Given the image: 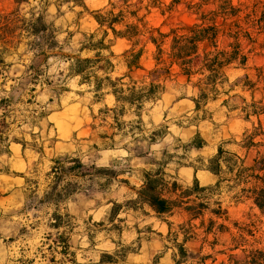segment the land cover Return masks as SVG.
<instances>
[{"label":"clouds","instance_id":"clouds-1","mask_svg":"<svg viewBox=\"0 0 264 264\" xmlns=\"http://www.w3.org/2000/svg\"><path fill=\"white\" fill-rule=\"evenodd\" d=\"M85 2L91 7L100 6L96 0ZM102 3L107 5L108 0ZM21 7L28 21L34 22L42 11L48 20H54L61 45L66 29H76L73 22L76 13L82 11L72 0H29ZM101 35L98 31L96 39ZM17 40L11 46L0 42V58L4 60L0 65V101H9L0 104V264H107L105 254L119 264H153L154 257L161 254L160 264H176L180 260L177 245L183 242L184 234L174 224V235L169 237V217L159 218L151 201L141 196L147 185L144 172L157 178L163 168L168 186L176 182L185 191L193 188V180L199 178L201 188L208 189L202 202L209 204V216L216 201L227 206L244 198L242 189L247 185L229 171L230 166L238 171V165H230L223 157L219 159L220 175L211 169L220 143L232 139L224 134L229 122L234 121L231 132L235 138L224 144L226 153L239 157L245 152L243 133L251 125L243 121L242 112L230 111L239 100L224 95L245 73L238 62L233 63L227 82L217 81L219 99L209 104L215 115L205 119L204 112L196 110L200 91L195 85L170 81L166 92L159 89L152 95L150 81L156 77L135 85L124 78L117 85L124 89L123 95L130 96L128 89L135 87L137 93H144L143 99L136 104L118 101L107 80L97 93L96 76L104 79L111 75L115 79L127 70L122 61L113 60L116 73L98 71V65L91 67L88 71L94 75L83 82L86 73L74 71V59L49 52L46 63L43 61L40 53L48 48L42 34L19 29ZM80 41L87 42L77 33L63 51L76 54ZM79 55L94 58L96 50ZM102 55L108 57L109 52L102 51ZM33 67L40 73L35 81ZM211 75L205 70V79ZM241 87L235 91L240 92ZM98 95L103 98L97 100ZM212 95L215 93L209 91L210 98ZM224 99H230L228 106L222 105ZM70 102L74 124L65 115ZM121 108L124 115H119ZM117 116L122 130L113 126ZM81 125L95 126L93 139L85 141L74 134L73 128ZM163 129L164 135L154 136ZM201 130L208 135L209 143L197 148L194 138ZM106 131L114 133V141L100 139ZM57 161L62 167H57ZM77 165L80 167L74 171ZM130 201L141 205V209L134 210ZM116 205L121 207L113 220ZM101 223L103 227L98 226ZM62 236L67 240L66 254ZM126 249L134 251H127L124 258ZM183 264L198 261L189 257Z\"/></svg>","mask_w":264,"mask_h":264},{"label":"trees","instance_id":"trees-1","mask_svg":"<svg viewBox=\"0 0 264 264\" xmlns=\"http://www.w3.org/2000/svg\"><path fill=\"white\" fill-rule=\"evenodd\" d=\"M143 1L137 0L135 4H131L130 0H122L120 6L110 4L104 12H96L95 20L101 27L110 30L114 36L127 40L138 37L141 30L146 31L149 34L148 41L156 48L154 67L149 71L141 67L140 52H138L131 55L133 60L128 63V70L132 71L134 67L136 70L146 72L141 79L143 83L146 81L149 83V77H156L150 81L149 92L152 95L159 89L166 90L167 82L172 79L183 78L185 84L195 85L200 91V100L196 102V109L199 108L200 103L214 99L218 94L216 83L226 81L224 72L229 66L234 62H238L239 66L246 64L248 57L244 50L247 46H251L248 52H252L256 43L252 33L256 31L259 34L264 29V11L261 15H257L256 9L248 11V6L235 5L232 0H187L186 3L184 0H173V4L184 2L187 14L193 17V22L182 24L164 34L159 29H147L144 16H138ZM146 1L145 8L157 3V0ZM116 26H122L123 29L116 30ZM106 30L105 34H107ZM168 39V48L163 49ZM101 44L99 43V46ZM129 51L131 52L126 54H131L133 49ZM75 61L74 71L77 74H84L87 67L101 61H104V65L99 67L100 70L108 71L112 68L111 63L102 59L99 54H96L94 58H77ZM205 70L212 73L206 79L204 78ZM124 77L130 78L128 75ZM194 77H196L195 81H193ZM122 78L116 81L119 82ZM86 79L87 77H84V80ZM105 80L114 88L109 77H105L103 81ZM135 84L136 82L133 85ZM128 91L131 93L130 96H124L123 89H113V94L118 101L124 100L131 104H136L143 99L144 93H137L135 87L129 88ZM209 91L215 93L211 98ZM122 109L120 111H123ZM263 113L264 108L254 107L246 117L249 118L250 115L258 117ZM255 136L256 134H250L244 139L243 147L248 151L256 145L253 143ZM257 155L253 165L246 166L243 158L226 153L222 147H219L217 156L212 158L211 169L216 175H220L219 159L223 157H227L230 165H238V171L233 166L229 167V171H234L237 180H243L247 186L242 189L244 198L237 199L236 203L242 200L250 201L264 215V154L261 156L258 152ZM144 179L147 185L141 191V196L145 201H151V206L158 217L170 216L175 212H181L187 216V220L178 225L179 230L184 234V240L177 245L180 260H177L176 264H183V261L189 257L198 261V264H264V250L247 247L245 233L247 234L248 231L245 225L233 223L238 233L230 234L231 228L225 224L228 210L222 206V202L216 201V207L211 209V216L208 215L209 204L202 202L203 193L208 189L201 188L196 179L193 181V188L186 191L176 182L169 187L163 180L161 169L157 173V178L147 173ZM219 187L218 182L216 188ZM130 203L133 207L139 205L133 201ZM224 233L230 235L229 245L224 249L215 250V246L218 245L217 236ZM173 235V232L170 233L171 237ZM200 235L203 236L199 251L196 253L188 251L185 244L196 240ZM61 242L66 244L64 241ZM203 244L210 248L211 253L201 254ZM219 257H225V259L219 260ZM104 260L107 264L116 261L107 254L104 255Z\"/></svg>","mask_w":264,"mask_h":264},{"label":"rangeland","instance_id":"rangeland-1","mask_svg":"<svg viewBox=\"0 0 264 264\" xmlns=\"http://www.w3.org/2000/svg\"><path fill=\"white\" fill-rule=\"evenodd\" d=\"M173 0H157V3L152 6L145 8L147 1L144 0L142 2V5L140 6L141 9L139 11L138 16H144V22L146 23L147 29H159L161 33H168L171 29L177 28L181 26L182 24H191L193 22V17H189L187 14V10L185 8L184 2L182 1L179 4H173ZM185 3L187 0H184ZM65 3L68 2V0H64ZM74 5L78 7H82L83 1L82 0H72ZM111 4H114L116 6H120L122 3V0H110ZM137 0H130L131 4H135ZM232 2L235 5L242 4L245 6H248V11H251L253 9H256L257 15H261V13L264 11V0H232ZM82 11L76 13V20L73 22L76 24V29L72 30L71 28L66 29L67 36L65 37L64 44L61 45L57 39L56 35L58 32V29L56 28L55 23L52 22L47 23L46 20L43 21L42 17L43 15L46 17L45 12L42 11L41 14L38 17H34V22L28 21L25 19L23 13L17 14L15 12L10 13H4L0 14V42H3L7 46H11L14 44V42H18V30L24 29V30H30L32 34H42V39L45 42L48 51H42L40 55L43 57V61L46 63L48 59L49 52H52V54L55 55H61L63 57H66L68 59H86L81 57L80 55L72 54V53H65L63 51L64 47H69L72 40L76 36L77 33L85 34L88 37H84L87 42L80 41V48L76 51H85V50H96V54H99L102 59H105L109 61L112 65V68L105 72H111L116 73L117 71V64L113 63V60H120L124 63L126 66V71L121 73L120 75H117L115 79L111 75L106 76L110 78V81L112 85H114L113 89L119 90L122 88H118L117 85L123 83V79L127 78L134 84L136 82L140 83L142 77L146 74V72L136 70L134 67L132 68V71H129L127 68L128 63H130L133 58L131 55L137 54L140 52L139 57V65L143 67L146 71L151 70L154 67V56L156 48L153 44H151L148 41L149 34L141 30L138 37L127 40L126 38L116 37L113 35V33L109 30L107 34L104 33L105 29H98L94 28L93 26H90L88 23L90 21L89 18H94L96 15V11ZM107 10V8L105 9ZM103 10L102 12H104ZM29 11H32L31 9ZM34 15V13H33ZM79 20V21H78ZM78 24V25H77ZM92 28L91 32L86 31V29ZM123 29L122 26H116V30ZM102 32V35L99 40L96 39V33ZM92 33V34H91ZM253 38L255 39L256 43L254 45V50L252 52H248L252 47L247 46L244 50V53L247 55L248 60L244 66H239L245 69V73L243 77L237 78V80L234 83V86L230 91L226 90L224 92L225 96H228L230 99H238L239 104L232 105L230 108V111H240L243 113L242 119L243 121L249 123L251 125L250 128L245 129L243 133V137L245 139L246 136H249L250 134H256V136L253 138V143L256 144L253 146L249 151L245 149V152L241 158L245 159V165L251 166L254 163V160L257 158V153L259 152V155L264 154V113L260 114L258 117L255 115H250L249 118H247V114L251 113L252 110L255 108L262 109L264 108V29L259 32V34L254 31L252 33ZM90 35V36H89ZM157 35V34H156ZM82 36V35H81ZM99 43H102L101 46H99ZM169 44V39L166 40L165 45L163 46V49H167ZM59 49L57 52L56 50ZM130 49H133L131 54H126V52ZM8 48H4V52H7ZM102 51H108L109 56L105 57L102 55ZM4 64V60L0 58V65ZM102 67L104 65V61H101L95 65L89 66L86 68L84 77H87L85 82L90 81L92 75L94 73H90L88 70L91 67L94 66ZM10 67V65H9ZM98 67V71L100 70ZM35 74L33 75L32 79L33 81L37 80L40 73L38 69H35L34 67L31 69ZM234 70L233 65L229 66L224 74L227 82L230 79V74ZM125 75H128V77H124ZM123 77V78H122ZM122 78L121 81L117 82L116 79ZM196 80V77H194L193 81ZM171 81H175L177 84H185V80L183 78L178 79H172ZM101 82V83H99ZM170 82V81H169ZM169 82L166 84V90L168 88ZM147 83V81H146ZM242 85V87H241ZM100 86V87H98ZM104 86V81L99 76H96V91L97 93L100 92V90ZM236 87H241L240 92H236ZM131 88V87H130ZM124 90V89H123ZM33 92H35V88L32 89ZM65 91H70L69 89H65ZM219 92V90H218ZM114 95V94H113ZM103 97L97 96L96 99L100 100ZM219 99V94H217L214 99H209L205 103H200L199 108H197V111H203L204 112V118L207 119L210 115L214 117L215 113L214 111H211L209 109V104L211 102H215ZM230 99H224L222 101L223 106H228L230 103ZM29 103L32 101L29 100ZM9 101H0V104H7ZM71 102L69 104V108L65 109V111L71 110ZM63 108V105H62ZM119 112V115H124L125 110ZM102 112H105L106 109H102ZM139 112V109H137ZM260 111V110H259ZM73 112V111H72ZM255 118V119H253ZM234 121L229 122L227 124V127L225 129V136H231L232 139H226L223 140L219 147H222L223 150L224 144L226 143H232L235 138V134L231 132L232 124ZM82 126V125H81ZM116 129L122 130L123 125L120 123L119 116L116 117L115 123L113 125ZM89 130L87 134L80 136L83 140L87 141L89 139H93V131H94V125H87L86 126ZM260 129H259V128ZM166 132V129L160 130L158 133H154L155 135H164ZM113 139L114 141V133L111 131H106L105 133L100 134V139ZM246 141V140H245ZM153 142H155L153 140ZM209 143L208 135L204 132V130L199 131L194 138V144L197 148H204ZM244 145V142H243ZM93 147H98V145L93 144ZM218 147V148H219ZM165 155H168L165 153ZM171 159V157H169ZM57 167H62L59 162L57 161ZM80 167V165H77V169ZM163 170V168H161ZM102 172H107V169L100 170ZM148 172H145L146 175ZM144 175V177H145ZM125 184H128V181H123ZM129 203V206L133 207V205ZM224 208H227L228 210V217H229V225H230V234L236 235L238 233L237 229L233 226V223H238L240 225H245L247 228L248 233H245V239L247 240V247L248 248H257V249H263L264 250V215L260 213V211L255 208L250 201H244L242 200L240 203H233L229 205H222ZM120 205H116V207L113 209V215L112 219L114 220L116 217V214L119 212ZM134 210H140L141 206L133 207ZM145 215H147V212H144ZM174 221L173 220H168ZM123 223V221H121ZM174 223H177L174 221ZM99 227H103L102 223L98 225ZM119 230V226H116ZM149 232L152 231V228L149 227L147 229ZM211 239V238H210ZM61 241H64L66 243L65 237H60ZM220 247H215V250H219ZM131 249L124 250V258L127 256V251H130ZM188 250L192 253H195L196 246H189ZM134 251V250H131ZM211 253V250H209L208 246L206 245V248L204 251H202V255ZM160 258V259H159ZM163 258L162 254L157 255L153 259V264H160L161 259ZM225 259V257H219V260ZM54 264V263H53ZM113 264H119L118 261H115Z\"/></svg>","mask_w":264,"mask_h":264},{"label":"crops","instance_id":"crops-1","mask_svg":"<svg viewBox=\"0 0 264 264\" xmlns=\"http://www.w3.org/2000/svg\"><path fill=\"white\" fill-rule=\"evenodd\" d=\"M83 1V4H82V7H81V9H84L83 11H103V10H105L106 8L108 9V7L110 6V4H111V2H110V0H108V4L107 5H105V4H103L102 3V0H96V2L97 3H99L100 4V6L99 7H91V6H89V4H87L86 2H85V0H82ZM29 2V0H0V14H4V13H10V12H15V13H17V14H22L23 13V8L21 7L23 4H26V3H28ZM42 20L43 21H45L46 20V22L47 23H50V22H52L53 24L55 23V21L54 20H48L44 15H43V17H42ZM89 21H90V23H88L90 26H93V24H95V25H99L97 22H96V20L94 19V18H89L88 19ZM79 21V20H78ZM78 25V24H77ZM98 29H102V30H106V28L105 27H101L100 25H99V28ZM107 31V33H108V31L109 30H106ZM105 32V31H104ZM92 34V33H91ZM82 35V37H88L87 35H85V34H81ZM90 36V35H89ZM81 52H83V51H76V55H78L79 56V53H81ZM83 82H85V80L83 81ZM71 107V106H70ZM65 115L67 116V118H68V122L70 123V124H74L75 123V121L73 120V116L75 115V113L74 112H72V111H69V110H67V111H65ZM73 132H74V134L77 136V137H80V136H83V135H85V133L87 134V132H89V130H88V128L85 126V125H82V126H80V128L79 129H77V128H73ZM82 134V135H81ZM245 160V159H244ZM145 173V172H144ZM143 173V177H144V174ZM197 181H198V183H199V185H201V181H200V179L199 178H195ZM194 179V180H195ZM193 180V181H194ZM128 183H129V181H128ZM178 185H180L179 183H178ZM181 186V185H180ZM138 207L139 206H141V205H137ZM142 207V206H141ZM148 215V214H147ZM228 215H229V213L227 214V217H228ZM167 217H169V219L168 220H173L174 219V221H176L177 223H174V221H169V222H167V224H168V228H169V237H171L170 236V233H172V228H173V225L174 224H181V223H183L184 221H186L187 220V216L185 215V214H183V213H181V212H175V213H173L172 215H170V216H167ZM207 217V216H206ZM159 218H161V219H164V217H159ZM167 220V221H168ZM225 224L228 226V227H230V225H229V217L227 218V220L225 221ZM202 236L203 235H200V236H198L197 237V239L196 240H191V241H189V242H187L186 244H185V248L188 250V248H189V246H196V250H195V253L196 252H198L199 251V248L201 247V245H202V243H201V238H202ZM209 239H210V237H209ZM217 239H218V245L217 246H215V247H220V249H224V248H226L228 245H229V239H230V235L228 234V233H224V234H220V235H218L217 236ZM206 248V244H203V247H202V251H204V249ZM209 250H210V248H209ZM189 251V250H188ZM64 252H65V254L67 253V241H66V244H65V248H64ZM174 258V257H173ZM160 259V258H159ZM54 263V262H53ZM113 264V263H112ZM157 264V263H156Z\"/></svg>","mask_w":264,"mask_h":264}]
</instances>
